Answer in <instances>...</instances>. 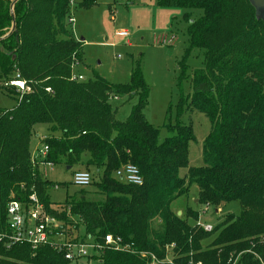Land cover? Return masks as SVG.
Segmentation results:
<instances>
[{
  "label": "trees",
  "instance_id": "16d2710c",
  "mask_svg": "<svg viewBox=\"0 0 264 264\" xmlns=\"http://www.w3.org/2000/svg\"><path fill=\"white\" fill-rule=\"evenodd\" d=\"M12 1L0 0V88L16 99L13 107L0 108V220L11 199L27 201L36 192L50 214L83 228L82 236L102 241L111 233L135 250L108 247L92 264H144L138 251L161 258L170 242L186 257L193 252L202 264L235 259L236 264H261L256 256L264 257V23L250 1L155 0L159 6L201 10L197 16L185 13L183 75L194 49L204 56L203 66L190 74L193 90L181 100L177 119L164 125L170 135L163 140L161 129L146 117L149 86L140 61L125 83L71 78L72 64L82 62L83 41L74 37L68 17L72 7L87 9L97 0H17L13 15ZM17 73L32 87L20 97L3 85ZM124 96L137 100L126 119L118 120L111 100ZM188 110L202 112L211 124L202 164L196 166L189 165L195 134L181 120ZM38 123L60 131L42 139L48 146L45 161L71 167L81 162L89 171H101L94 183L102 200L87 198L83 190L68 196L59 210L54 207L48 192L55 185L32 162L31 137ZM128 162L139 168L142 184L115 177ZM192 184L199 188L200 204L220 212L222 204L238 201L240 212L225 214L211 232L197 227V209L187 206L181 215L172 209ZM154 218L161 230L151 228ZM0 256V264H72L50 245L0 247Z\"/></svg>",
  "mask_w": 264,
  "mask_h": 264
},
{
  "label": "rangeland",
  "instance_id": "374dc122",
  "mask_svg": "<svg viewBox=\"0 0 264 264\" xmlns=\"http://www.w3.org/2000/svg\"><path fill=\"white\" fill-rule=\"evenodd\" d=\"M187 11H193L195 16L201 13V10L159 6L155 0H97L90 8L72 7L70 12L74 19L70 29L77 40L83 41L82 62L77 64L74 72L83 74L86 80L100 76L112 82L125 83L129 81L134 64L140 61L145 82L149 86L146 117L151 124L161 129L162 140L170 135L164 125L174 123L181 100L192 93L190 74L193 69L203 66L204 56L200 49H194L188 55L185 76L179 66L188 43ZM122 29L128 31L127 37L119 34ZM169 39H173L171 44L164 42ZM136 100V97L128 100L125 96L112 99L113 107H118L116 118L125 120ZM15 103V97L0 88V108H11ZM181 120L191 125L195 134V140L189 145V165H201L203 141L210 131V121L197 110L186 111ZM58 134L60 131L52 130L49 124H36L31 137V153L37 152L44 144V137ZM87 158V153L82 155L83 161ZM68 166L61 162L39 167L42 176L55 185L48 192L54 207L63 205L68 196L80 195L83 190L87 191V198L91 200L103 199L94 183L102 175L101 171L91 168V183L78 185L72 182V173L85 168L84 165L79 162L70 168ZM185 171L182 168L181 174ZM198 195V186L192 184L186 196L172 203V209L182 214L187 206L197 210L204 208V204L196 201ZM220 210L216 212L214 207H210L207 214L199 215V220L216 225L225 214L237 215L241 206L238 201H231L222 204ZM151 228L161 230L162 223L154 218ZM73 231L76 234L82 232L83 228ZM83 261L90 263L89 260Z\"/></svg>",
  "mask_w": 264,
  "mask_h": 264
},
{
  "label": "built area",
  "instance_id": "2783aa9c",
  "mask_svg": "<svg viewBox=\"0 0 264 264\" xmlns=\"http://www.w3.org/2000/svg\"><path fill=\"white\" fill-rule=\"evenodd\" d=\"M73 4V1H71ZM72 16L68 17V22H73ZM122 37L129 35L128 31L122 29L119 31ZM171 44L173 39L164 40ZM78 63H73L72 67H76ZM72 79L78 81L86 80L81 73L73 72ZM5 87L15 88L17 94H23L32 91L31 85L27 84L17 73L12 79L4 81ZM50 91V88H46ZM48 152V146L44 143L37 152L32 153V162L38 163V166L43 164L53 165L52 162L45 161ZM115 177L122 182L140 185L143 183V177L140 174L139 168L128 162L123 164L115 171ZM72 182L78 185H88L91 183L92 175L87 169H77L72 173ZM213 207L210 204H204V208L198 209L199 215L207 214L209 208ZM59 210V206L56 207ZM196 226L203 228L207 232H211L215 225L211 223L196 220ZM65 225L63 220H60L50 214L44 204L39 200L36 192H33L28 197L27 201L20 199H11L6 207L4 220H0V247L10 248L14 245L26 244L33 250H36L41 245H50L54 249L63 252L64 257L72 264H87L83 260H89L92 264L95 261L100 262V254L105 248L111 247L119 251L135 252L134 248L124 242L120 236H114L111 233L104 235L102 241H98L92 236H82L78 231L76 234L73 231V226ZM77 230V229H75ZM164 256L158 257L156 253L148 250L138 251V255L143 259L144 264H202L201 261H195L193 252L186 257L180 254L178 245L175 242H170L164 245ZM1 258V256H0ZM261 264H264V257L256 256ZM237 259L232 261L236 264Z\"/></svg>",
  "mask_w": 264,
  "mask_h": 264
},
{
  "label": "water",
  "instance_id": "95a60500",
  "mask_svg": "<svg viewBox=\"0 0 264 264\" xmlns=\"http://www.w3.org/2000/svg\"><path fill=\"white\" fill-rule=\"evenodd\" d=\"M250 1V4L253 6L254 10H255V15H256V18L258 20H262L263 23H264V0H249ZM17 2V0H13L12 3H11V12H12V15H13V7H14V4ZM14 29V23H13V26L11 28V31L9 33H11ZM8 33V34H9ZM7 34V35H8ZM71 166H68V168H70ZM198 201V199H197ZM218 210H216L217 212ZM181 214V211L178 212V215Z\"/></svg>",
  "mask_w": 264,
  "mask_h": 264
},
{
  "label": "crops",
  "instance_id": "0c3cea01",
  "mask_svg": "<svg viewBox=\"0 0 264 264\" xmlns=\"http://www.w3.org/2000/svg\"><path fill=\"white\" fill-rule=\"evenodd\" d=\"M129 43V42H128ZM79 73V72H78ZM58 135H60V134H58ZM83 169H85V168H83ZM197 201V200H196ZM179 212V211H178Z\"/></svg>",
  "mask_w": 264,
  "mask_h": 264
}]
</instances>
